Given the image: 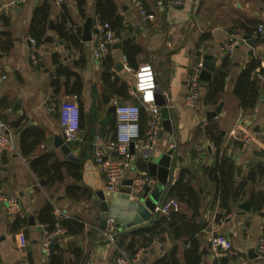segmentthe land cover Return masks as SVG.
<instances>
[{
  "label": "crops",
  "instance_id": "0c3cea01",
  "mask_svg": "<svg viewBox=\"0 0 264 264\" xmlns=\"http://www.w3.org/2000/svg\"><path fill=\"white\" fill-rule=\"evenodd\" d=\"M114 1L118 13L125 24L132 28L133 39L141 48L137 55L138 65L149 62L154 69L159 88L156 90L157 101L164 100L165 104H170L171 131L161 128L162 131H159L150 150L152 159L156 161L173 148L170 183L164 186L156 206L173 198L170 186L178 178L180 170L191 169L200 202L199 215H196L195 220L206 222L205 228L197 235L201 254L199 264H216L218 261L221 264H264V258H258L256 254L257 239L264 234V139L261 135L264 129V101L259 98L252 109H244L234 93L236 78L251 54L260 59V67L256 72L264 68V38L258 40L252 35L259 23L264 25V0H187L184 5L177 7L170 6L169 0ZM41 2L42 0H26L14 3L13 0H0V15L7 18V26H3L0 21V31L8 30L12 39L8 49L0 46V70L7 74V79L0 84V115L13 131L16 148L0 154V188L18 198L25 212L24 218L28 219L27 224L15 229L12 217L0 205V264H49V256L44 255L39 243L42 224L35 218L37 210L48 199L70 216H78L84 222L82 232L62 236L57 240L60 248L64 249L65 264L76 262L71 244L82 249L77 264H116L113 260L115 246L121 239L128 242L139 225H150L151 218L126 229L117 225L114 243L108 242L101 232L100 200L95 189L89 184L94 190L93 195L89 200L78 202L65 195L64 185L69 179L47 189L43 179L31 171L27 158L18 149L19 134L12 122L19 117L23 118L22 123L43 127L46 137L63 136L58 112L49 108L48 100L58 104L76 101L74 95L65 92L63 85L57 93H52L55 55L66 66L71 65L79 56H84L83 67L72 66V70L82 79L80 104L83 110L79 118L78 139L64 140L68 145L69 155L84 160V181L86 182L87 177L95 179L98 189L103 190V177L93 159L92 139L96 133L105 137L114 133L115 114L111 106L123 100L118 94H110V89L101 80V60L97 61L92 55L96 43L94 31H91V39L83 41V46L79 49L68 48L57 37L54 28L48 27L45 36L50 35L51 40L37 46L39 60L31 59L33 44L28 29L33 9ZM50 2L49 24H54L59 18L62 3L67 6L73 24L79 26L81 32L85 19L95 16L94 0H86L85 17L78 13L74 0H64L61 4L53 0ZM247 30L252 31L250 35L246 34ZM234 33L243 38L244 35L255 38L256 42L250 45L247 38H244L235 46L233 53L227 55L224 53V41ZM109 53L115 61L113 70L116 76L129 86L136 68L127 65L120 47L112 46ZM204 54L216 57L215 68L224 66L227 70L220 99L223 102L221 110L209 120L206 118V111L215 107L202 102L197 107H190L183 100L187 76L196 66L201 70ZM118 62L123 64L120 70L116 69ZM258 77L262 82L264 75L259 74ZM208 81L200 79L202 93L205 92ZM117 84L120 85V82ZM6 106H11L12 109L6 110ZM210 121L215 122L224 136L228 154L235 163L236 183H244L240 197L230 203L228 211L216 196L215 184L203 171L213 165L216 147L203 130L198 133L197 128H204ZM245 133L250 135L251 142L243 148L235 136ZM51 145H54L53 141ZM39 147L36 152L42 148L48 149L46 138L44 145ZM52 149L64 154L59 147L53 146ZM144 153L145 151L137 156L135 164L127 171L126 178H131L138 171L149 173ZM85 166L89 168L86 170ZM157 184V179L153 178L149 191ZM116 202L120 207L123 200L117 198ZM155 213L157 211L152 216ZM215 223L218 224V231L231 240L233 247L230 254L220 258L210 246L212 226ZM19 232L25 233L27 238V244L23 248L19 246ZM173 246H176L177 258L183 263L188 243H184L183 237L175 239L166 231L162 236L151 240L148 248L139 253L135 264H154L157 258L170 252Z\"/></svg>",
  "mask_w": 264,
  "mask_h": 264
},
{
  "label": "trees",
  "instance_id": "16d2710c",
  "mask_svg": "<svg viewBox=\"0 0 264 264\" xmlns=\"http://www.w3.org/2000/svg\"><path fill=\"white\" fill-rule=\"evenodd\" d=\"M78 9V13L85 17L86 0H74ZM50 0H42L41 4L35 6L32 12L31 22L29 24V35L35 40L36 46L44 43V37L49 25ZM95 16L91 18V29L97 32L94 24L96 20L107 22L111 30L120 36V49L125 61L129 67L137 68V55L141 48L133 39L132 28L128 27L123 17L118 13L117 5L114 0H94ZM0 21L3 26H7V18L0 15ZM54 31L57 37L66 44L68 48H79L83 46L81 40V28L75 26L71 19L67 6L62 3V11L54 21ZM251 30H247L246 34L250 35ZM12 43V39L8 30L0 31V46L8 49ZM77 60H73L71 65H63L59 62L57 54L55 55V69L53 78L51 79L52 93H57L63 85L65 92L75 97V103L78 107V117L82 113V104L80 101L82 91V79L79 74L72 70V66L83 67L85 57L79 56ZM225 60V57L223 58ZM103 71L101 73L102 82L110 89V94H118L123 100L117 103L131 99L128 93V86L125 82L120 81L116 76L113 67L115 61L110 53H107L101 59ZM224 65V63H223ZM260 67V59L251 54L243 69L238 74L234 93L238 97L240 106L244 109H252L259 101L262 93V82L259 74L264 75V68ZM259 73V74H258ZM227 70L224 66L215 68L210 80L207 82L206 90L202 93L201 102L204 105L215 107L222 96L224 88V79ZM262 78V77H260ZM120 82V85L117 84ZM7 103V102H6ZM2 100H0V105ZM9 105L8 103L6 104ZM6 106V107H7ZM3 119V118H2ZM23 118L19 117L12 122L19 134L18 149L19 152L27 158L31 171L44 181L47 189L57 184L65 183L64 192L72 201L89 200L93 195V188L84 181L83 167L84 160L79 157H73L69 154H61L56 150L40 149L45 143V129L39 125H29L22 123ZM146 122V113L143 109L140 111V135L144 137ZM213 142L216 147L214 152V162L209 168H204V172L215 184L216 196L220 204L228 211L230 203L236 201L240 197L243 182L235 181V163L228 154V148L224 142V136L220 128L215 122L210 121L204 128L198 126L197 132L202 131ZM194 172L188 168H182L178 178L170 186V195L179 203V210L170 211L168 213L157 212L151 217L150 225H139L132 233V237L128 242L119 241L118 245L124 247L129 257H132L140 248H148L151 240L162 236L164 232H169L175 239L183 237L184 243L188 246L184 252L183 263L176 256V246H173L170 252L157 258L154 263L159 264H199L201 260L199 240L197 235L205 228L206 222L195 220L199 215V196L196 190ZM53 203L48 199L37 210L36 220L51 229L54 226ZM188 210L190 215H188ZM28 219L14 218L12 221L13 228L17 229L23 224H27ZM66 228L64 236H73L83 231V219L78 216H70L61 221ZM25 234V233H24ZM26 236V235H25ZM71 244V243H70ZM71 251L75 255V264L81 258L82 249L79 246L71 244ZM64 249L60 248L57 239L51 245L49 255V264H65L63 257Z\"/></svg>",
  "mask_w": 264,
  "mask_h": 264
},
{
  "label": "built area",
  "instance_id": "2783aa9c",
  "mask_svg": "<svg viewBox=\"0 0 264 264\" xmlns=\"http://www.w3.org/2000/svg\"><path fill=\"white\" fill-rule=\"evenodd\" d=\"M26 0H13L14 3L25 2ZM61 4L64 0H53ZM170 6L184 5L187 0H169ZM97 32L96 43L92 49L94 59L100 61L101 58L110 52L114 43L120 41V36L110 29L107 22L96 20L94 24ZM252 35L262 40L264 38V25L259 23L253 30ZM244 40L240 34H231L224 41V53L231 55L236 45ZM33 44L31 59L37 61L40 59L39 47L36 46L35 40L30 38ZM125 60V57H123ZM199 66H196L187 76L186 91L183 97L184 103L190 107H197L201 102L202 92L200 87ZM133 81L128 86V93L131 99L121 103H116L114 108L115 130L111 136L105 137L103 134L96 133L92 139V153L94 162L103 177V191L116 192L123 186V180L126 179V173L135 163V159L145 150H151L159 131L162 128V117L160 105L156 100V90L158 88L157 79L154 69L149 62L140 63L134 70ZM7 79V74L0 70V84ZM262 93H264V77L262 80ZM264 100V99H263ZM49 108L56 110L59 115V122L64 138L67 140L78 139L79 117L78 107L75 102L67 101L60 104L49 99ZM11 106L6 110L10 111ZM146 113L144 137L140 135V111ZM264 139V129L261 131ZM240 141L241 146L246 148L251 137L245 133L235 136ZM130 143H133L132 151ZM15 140L13 131L8 128L5 121L0 116V154L4 151H14ZM198 150V149H197ZM132 182L128 185V195L131 200L138 199L142 193L150 188L153 184V177L143 171L135 172L131 177ZM0 205L3 206L5 213L14 218L23 219L25 212L14 195L5 193L0 188ZM179 210V203L176 199H169L167 202L156 206L155 211L168 213ZM54 226L49 229L42 226L40 236V247L44 255L49 256L53 242L66 233V228L61 221L70 217L58 205L53 204ZM117 224L112 217H108L101 232L106 240L114 243V234L116 233ZM19 246L23 248L27 244V238L23 232L18 233ZM210 246L217 257L230 254L233 251L231 240L223 233L218 231V224L212 226V236ZM147 248L138 249L132 257H129L127 250L119 245L115 246L113 260L116 264H135L139 253ZM256 254L258 258H264V234L258 237L256 242ZM159 264V263H154ZM216 264H221L220 261Z\"/></svg>",
  "mask_w": 264,
  "mask_h": 264
},
{
  "label": "water",
  "instance_id": "95a60500",
  "mask_svg": "<svg viewBox=\"0 0 264 264\" xmlns=\"http://www.w3.org/2000/svg\"><path fill=\"white\" fill-rule=\"evenodd\" d=\"M49 28L53 29L54 24L50 22ZM91 17H87L82 25L81 39L82 41H87L91 39ZM244 38H247V43L250 45L255 44V38H251L247 35H244ZM51 36L47 35L44 38V41H50ZM114 48H119L120 43H114ZM216 57L211 56L210 54L203 55V61L201 63V70L199 78L203 81H208L211 78L212 72L215 68ZM123 68L121 62L116 63V69L120 70ZM159 90V88H157ZM163 99V98H162ZM261 101H264V93L260 95ZM157 100V97H156ZM160 105V112L162 117V130L171 131V119L169 114V103L165 104L164 100L157 101ZM222 101H220L215 108L206 111V118L209 120L217 115L220 112ZM115 105L111 106V109L114 110ZM161 130V131H162ZM53 141L54 147H59L64 154H69V148L67 143L64 140V135L57 136H47L46 145L49 150L53 148L51 145ZM133 143H130V149L132 151ZM173 148H170L167 152L163 153L160 158L156 161L152 159L150 155V150H145V156L147 158L148 172L153 177L156 178L158 184L149 191L147 188L142 195L136 199L131 200L128 195V185L131 184L132 179L126 178L123 180V186L116 192L103 191L98 189V185L95 179L86 178V182L90 184L94 189L95 193L99 198V207L101 210V220L100 225L103 227L108 217L114 218L116 224L119 228L126 229L134 225H139L144 221H147L151 218L152 213L155 211L156 205L160 200L164 186L170 183V160ZM89 166H85L87 170ZM87 176V174H86ZM109 198V199H108ZM117 198H122L123 203L119 207L117 205Z\"/></svg>",
  "mask_w": 264,
  "mask_h": 264
},
{
  "label": "rangeland",
  "instance_id": "374dc122",
  "mask_svg": "<svg viewBox=\"0 0 264 264\" xmlns=\"http://www.w3.org/2000/svg\"><path fill=\"white\" fill-rule=\"evenodd\" d=\"M1 116V115H0ZM2 118V117H1Z\"/></svg>",
  "mask_w": 264,
  "mask_h": 264
}]
</instances>
